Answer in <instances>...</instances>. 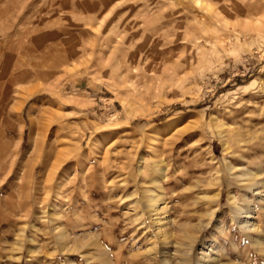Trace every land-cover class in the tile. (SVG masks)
Listing matches in <instances>:
<instances>
[{"label":"rangeland","instance_id":"374dc122","mask_svg":"<svg viewBox=\"0 0 264 264\" xmlns=\"http://www.w3.org/2000/svg\"><path fill=\"white\" fill-rule=\"evenodd\" d=\"M0 264H264V0H0Z\"/></svg>","mask_w":264,"mask_h":264},{"label":"bare ground","instance_id":"6f19581e","mask_svg":"<svg viewBox=\"0 0 264 264\" xmlns=\"http://www.w3.org/2000/svg\"><path fill=\"white\" fill-rule=\"evenodd\" d=\"M149 205H151V203H149ZM147 206V205H146ZM147 207H149V206H147Z\"/></svg>","mask_w":264,"mask_h":264}]
</instances>
